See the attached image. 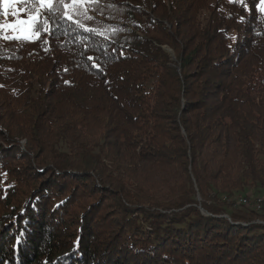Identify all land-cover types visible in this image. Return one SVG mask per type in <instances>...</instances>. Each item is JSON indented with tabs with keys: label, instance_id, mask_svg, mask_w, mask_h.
Masks as SVG:
<instances>
[{
	"label": "trees",
	"instance_id": "obj_1",
	"mask_svg": "<svg viewBox=\"0 0 264 264\" xmlns=\"http://www.w3.org/2000/svg\"><path fill=\"white\" fill-rule=\"evenodd\" d=\"M259 4L17 1L40 35L0 28V264H264L236 201L264 195Z\"/></svg>",
	"mask_w": 264,
	"mask_h": 264
},
{
	"label": "snow or ice",
	"instance_id": "obj_2",
	"mask_svg": "<svg viewBox=\"0 0 264 264\" xmlns=\"http://www.w3.org/2000/svg\"><path fill=\"white\" fill-rule=\"evenodd\" d=\"M17 2V0H0V4L4 6L5 9H8L12 5H14ZM37 2L40 4L41 7H47L48 9H51L53 0H37ZM83 0H71L72 7H76V5L82 3ZM261 12H264V0H260V4L258 5ZM65 18L68 20H73V16L70 14L69 6L65 5ZM16 13H14L15 15ZM38 23H39V13L35 15H30L27 19H18L14 24H8L3 25L0 24V28H11L14 31H18L21 33V35L16 36V39H25L29 40L32 37H39L40 31L38 29ZM82 26V25H81ZM47 30V29H46ZM91 60L92 57H89ZM97 66L98 65H94Z\"/></svg>",
	"mask_w": 264,
	"mask_h": 264
},
{
	"label": "built area",
	"instance_id": "obj_3",
	"mask_svg": "<svg viewBox=\"0 0 264 264\" xmlns=\"http://www.w3.org/2000/svg\"><path fill=\"white\" fill-rule=\"evenodd\" d=\"M237 203L240 205H246L248 206H257V208H264V197H254L250 199H246L243 197H239L237 200Z\"/></svg>",
	"mask_w": 264,
	"mask_h": 264
},
{
	"label": "rangeland",
	"instance_id": "obj_4",
	"mask_svg": "<svg viewBox=\"0 0 264 264\" xmlns=\"http://www.w3.org/2000/svg\"><path fill=\"white\" fill-rule=\"evenodd\" d=\"M18 1V0H17ZM16 6H17V2L14 4V5H12L11 7H9L7 10H9L10 11V13H15V11H16ZM17 14V13H16ZM18 19H20L19 18V16L18 15H13V17L12 18H10V19H8L7 20V25L8 24H14ZM9 31H11V33L13 34V35H15V36H19V35H21V33L20 32H18V31H14L13 29H11V28H7ZM256 197H260V196H256ZM261 197H264V195H262ZM260 211V210H259Z\"/></svg>",
	"mask_w": 264,
	"mask_h": 264
},
{
	"label": "water",
	"instance_id": "obj_5",
	"mask_svg": "<svg viewBox=\"0 0 264 264\" xmlns=\"http://www.w3.org/2000/svg\"><path fill=\"white\" fill-rule=\"evenodd\" d=\"M164 50H165L166 52H168V53L171 55V57H172V59H173L174 61H176L175 55H174V53H173V51H172L171 49H169L168 47H164ZM199 200H200V199H199ZM200 210H201V212H202L204 215L208 216V214H207L202 208H200Z\"/></svg>",
	"mask_w": 264,
	"mask_h": 264
},
{
	"label": "bare ground",
	"instance_id": "obj_6",
	"mask_svg": "<svg viewBox=\"0 0 264 264\" xmlns=\"http://www.w3.org/2000/svg\"><path fill=\"white\" fill-rule=\"evenodd\" d=\"M248 207L251 208V209H253V210H257V211L264 209V208H257V206H248Z\"/></svg>",
	"mask_w": 264,
	"mask_h": 264
}]
</instances>
